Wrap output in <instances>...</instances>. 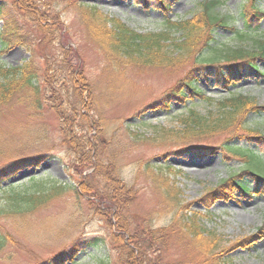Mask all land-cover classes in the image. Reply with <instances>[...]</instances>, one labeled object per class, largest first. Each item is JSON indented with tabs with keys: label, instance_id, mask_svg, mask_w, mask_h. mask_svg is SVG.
<instances>
[{
	"label": "rangeland",
	"instance_id": "obj_1",
	"mask_svg": "<svg viewBox=\"0 0 264 264\" xmlns=\"http://www.w3.org/2000/svg\"><path fill=\"white\" fill-rule=\"evenodd\" d=\"M14 1L17 0H0V4L5 7L7 17L14 16L22 23L23 30L28 32L30 43L27 47L21 44L0 51V63L6 66L19 65L21 61L30 58L32 54L30 51H34L37 53H34V58L43 66L44 60L42 62L38 51L46 48L45 52L53 55L57 53L56 46L50 45L47 48L37 41L41 34L34 28L35 22L31 19L26 20L22 11L15 7ZM224 1L225 7L222 8V3L218 7L232 12L240 3V0ZM75 3L97 6L104 14L120 18L128 27L138 32L161 27L157 20L162 19V16L155 8L146 13L142 4L135 0H38L34 4L39 8V14L43 9L61 12L60 23L68 30L64 41L66 47L73 48L69 50L70 59L77 74L71 85L80 88L93 82L98 94L103 93L99 96L100 114L110 130L113 127L118 128L115 138L106 136L107 140L104 139L102 142L104 145L100 147L99 132L93 122L97 118L96 112L87 110V106L79 109V122L76 125L84 130L85 137L80 133L75 137L80 138L79 146L82 145L83 138L91 140L93 149L91 159H94V155L98 158L100 153L98 159L104 162L102 165L99 164L101 169L111 168L113 153L125 158L123 162L121 161L120 175L118 173L116 177L126 191L123 196L126 209L120 213L112 211L104 214L109 208L100 202L101 199L97 197L93 187L91 190L95 193L84 194L81 202L77 203L71 196L64 197L49 203V206L38 213L28 215V219L0 216V232L13 239L12 242H8L4 256L0 257V264H41L52 259L54 261L56 254L72 252L74 241L93 240L95 237L98 244L85 252L74 254V261L68 264H101V261L106 262L105 264H125L128 259L125 248L133 251L131 261L135 258L137 262L139 249H142L149 264H176L181 259L179 255L184 249L177 244L173 229L166 234L162 229L170 227L176 219L180 220L176 222L177 226L184 217H192L194 214L202 230L211 233L216 241L215 248L210 250L214 256L227 260L229 264H264V194L252 192L244 197L235 192V198L229 200L214 199L213 202L202 200V197L215 188L221 179L242 169L244 165L242 161L233 159L226 164L221 163L219 148L207 155L199 156L190 150L177 155L173 153L175 145H171L168 140L169 143L161 140L160 136L154 138V135L160 132L159 128L163 126L170 129L179 128L177 118L179 115L187 114L188 109L205 114L216 111L214 102L201 100L189 101L185 105L176 101L171 103L169 109L165 111L161 109L159 101L179 83L180 79L185 78L193 67L188 65L174 70L171 68L140 70L131 66L125 67L120 76L116 75L117 72H112L108 77L104 50L89 38L81 22L79 7ZM173 3L170 18L187 17L195 8V0H175ZM262 21L264 25V19ZM220 34L223 32L220 31ZM115 75L117 81L114 80ZM120 81L125 84L121 90L123 94L117 91ZM112 82L115 84L111 87L109 85ZM193 83L203 89L211 100H218L227 95V91L213 86L210 76L199 75ZM237 88L255 98V101L263 103L264 78L259 83L245 80ZM83 94L87 95L86 92ZM54 97V100L46 101L40 110L31 109L29 100L22 95L15 96L16 99L1 108L0 172L11 165L10 158H26L40 152V156L45 158L37 166L18 169L7 181L23 183L31 176L43 175L61 182L71 180L80 190L93 186L94 170L93 172L89 168H84L80 176L77 171H81L83 164L80 163L75 169V156L72 155V149H69L74 142L72 139L67 140L63 128H60L62 122L57 117L54 106L56 103L60 104V99L57 95ZM88 99L89 97L86 98V102ZM62 108L67 111L66 115H71L68 111L69 106ZM139 114L141 119L138 118ZM245 120L250 125L258 124L260 130L264 132V114L251 113ZM89 121L93 123L92 127H87ZM123 124L136 130L144 139L146 137L156 140L132 142ZM38 129H41L43 134L36 133ZM226 138L228 135L216 134L207 140L192 143L198 146L220 147ZM238 141L262 154L264 165L263 142L261 144L258 142L255 146L248 138ZM79 149L83 154L85 150L83 151L81 147ZM146 162L153 166L170 167L167 176L179 189V199L182 202L180 212L167 207L166 201L155 189L152 179H146L142 175V172L144 173L142 167ZM98 184L100 185L96 191L104 195L103 189H107V184L104 181ZM258 186V182H251L253 191H256ZM262 188L263 185L260 191ZM117 214L121 215L120 220ZM121 226L129 228L122 231ZM133 236L142 244L141 246L130 242V237ZM160 239L165 240L159 241ZM197 253L194 252L190 257H198L196 255L200 253Z\"/></svg>",
	"mask_w": 264,
	"mask_h": 264
},
{
	"label": "trees",
	"instance_id": "obj_2",
	"mask_svg": "<svg viewBox=\"0 0 264 264\" xmlns=\"http://www.w3.org/2000/svg\"><path fill=\"white\" fill-rule=\"evenodd\" d=\"M135 1L142 4L146 13H149L151 8L160 11L162 19L157 21L161 27L153 28L151 31L138 32L128 27L120 18L104 14L97 6L75 3L79 7L81 22L89 38L104 50L105 69L109 72L108 77L112 72H117L116 75L120 76L125 67L131 66L140 70L142 68L145 70L153 68L174 70L177 67L188 65L193 67L186 77L180 79L179 83L159 101L161 109L163 111L169 109L171 103L176 101L185 105L189 101L201 100L214 102L216 111L205 114L188 109L187 114L179 115L177 118L179 128L170 129L163 126L159 128L160 132L156 133L154 138L160 136L161 140L164 139L166 142L168 140L172 143L171 145H175L173 153L177 155L189 150L199 156L207 155L214 153L213 151L219 148L221 163L226 164L227 161H233V159L242 161L244 164L242 169L221 179L215 188L202 197V200L209 202H213L214 199L229 200L235 198V192L244 197L252 192L264 194L262 154L238 141L248 138L250 142H254L255 146L258 142L259 144L264 143V132L260 130L258 124L250 125L245 120L251 113L264 114V101L263 103L255 101V98H251L250 95L237 88L245 80L259 83L264 78V25L262 24L264 0H240L233 12L226 8V11L222 9L226 3L224 0H195L194 10L189 16H183V18L169 17L175 0ZM35 2L37 3L38 0H17L14 1V5L22 11L26 20L31 19L35 22L33 26L41 34L37 41L47 48L50 45L56 46L55 52L57 53L47 54L46 48L41 49V52L38 51L42 62L44 60L43 66L37 63L34 58L37 53L34 51H30L32 53L30 58L21 61L19 65L6 66L0 63V111L3 106L16 99L15 96L22 95L29 100L31 109L40 110L46 101L54 100V96L57 95L60 104L54 105L55 113L62 122L60 128H63L66 139H72L74 142V145L69 149H72V155L75 156V169L82 163L81 171L76 170L78 175L82 176L84 168L94 170L95 174H92L93 186L82 190L78 189L77 184L71 180L61 182L43 175L31 176L23 183L8 182L7 180L14 176L18 169L37 166L45 156H40V152H37L26 156V158H10L11 165L0 172V216L9 218L18 216L21 219H28V215L38 213L39 210L46 208L49 203L56 200L71 196L78 203L82 201V196L85 197L84 194L95 192L101 199L100 202L109 208L104 214H109L112 211L123 212L126 209L123 199L126 191L116 175L120 172L121 161L123 162L125 158L113 153L111 157H114V160L111 168L101 169L99 164L102 165L104 162L98 159L100 153L98 158L94 155V159H91V157L93 158L91 140L83 138L82 145L79 146L80 138L75 137L77 133L85 137L84 130L80 126V128L76 126L79 122V109L83 106H87V110L96 112L97 118L93 122L99 132L100 147L104 145L103 140H107L106 136L111 139L115 138L118 128L113 127L110 130L105 125L99 107V96L103 93L98 94L95 83L89 82L80 88L71 85L77 74L74 72L70 59L69 50H73V48L66 47L64 41L68 30L60 23L61 12L43 9L39 14V8L34 5ZM243 2L249 3L248 6L241 4ZM220 3H222V8L218 7ZM5 12V7L0 4V51L21 44L27 47L30 43L28 32L23 30L21 22L19 23L14 16L7 17ZM220 31L223 34H220ZM177 33L179 37L174 36ZM116 75L114 80H116ZM199 75L210 76L213 86L227 91V95L218 100H211L203 89L193 83ZM114 84L112 82L109 86L112 87ZM119 84L117 91L123 94L121 90L124 89L125 84L121 81ZM84 92L87 95H84ZM87 97H89L88 102H86ZM63 106H69L68 111L71 115H66L67 111L63 110ZM140 117L139 114L138 118ZM92 126L93 123L89 121L87 127ZM123 127L132 142L156 140L146 137L144 139L136 130L130 129L131 127L127 124H123ZM41 132L43 134L41 129L36 130V133L40 134ZM216 134L228 135L220 147L198 146L192 143H199V140H207L208 137ZM106 142L108 143V141ZM80 147L83 151L85 150L83 154ZM69 149L67 150L70 153ZM105 149L103 150L105 151ZM142 168L144 170L142 175L146 179H152L155 189L166 201L167 207L180 212L182 202L179 199V189L167 176L170 173V171L168 173L170 167L153 166L146 162ZM103 181L107 184V189H103L104 195L96 191L100 185L98 183ZM252 181L259 183L256 191L251 189ZM261 183L262 191H260ZM93 187L95 192L91 190ZM106 193L108 194L106 195ZM99 205L102 206V204ZM117 216L120 220L121 215L117 214ZM179 221L176 219L170 227L162 229L165 234L173 229L177 244L184 249L179 255L181 259L176 264H229L227 260L210 253V250L215 248L216 241L211 233L202 230L199 226L196 214L192 217H184L176 226V222ZM128 228V226H121L120 230L127 231ZM12 240L0 232V255H2L0 257L4 256L5 248ZM164 240L160 239L159 241ZM130 242L136 246L142 245L135 239V236L130 237ZM95 244H98L96 237L93 240L74 241L72 252L63 254L60 252L56 254L54 261L52 259V261L41 264L71 263L74 261L76 253L85 252ZM141 250L139 249L136 262L135 258L133 261L130 260L133 251L125 248V254L128 256L125 264H149L146 255H143ZM194 252L200 254L196 255L198 256L196 258H191L190 255ZM100 263L105 264L106 262L101 261Z\"/></svg>",
	"mask_w": 264,
	"mask_h": 264
}]
</instances>
